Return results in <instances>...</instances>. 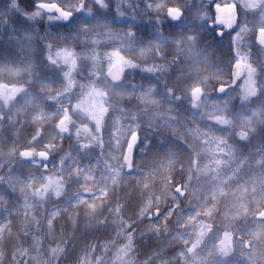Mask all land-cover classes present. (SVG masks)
Masks as SVG:
<instances>
[{
  "label": "clouds",
  "instance_id": "1",
  "mask_svg": "<svg viewBox=\"0 0 264 264\" xmlns=\"http://www.w3.org/2000/svg\"><path fill=\"white\" fill-rule=\"evenodd\" d=\"M0 264H264V0H0Z\"/></svg>",
  "mask_w": 264,
  "mask_h": 264
}]
</instances>
